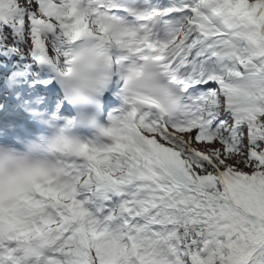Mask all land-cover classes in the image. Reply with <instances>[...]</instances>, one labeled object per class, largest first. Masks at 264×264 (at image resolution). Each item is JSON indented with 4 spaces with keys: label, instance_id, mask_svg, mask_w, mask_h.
<instances>
[{
    "label": "snow or ice",
    "instance_id": "6c2138e0",
    "mask_svg": "<svg viewBox=\"0 0 264 264\" xmlns=\"http://www.w3.org/2000/svg\"><path fill=\"white\" fill-rule=\"evenodd\" d=\"M0 264H264V0H0Z\"/></svg>",
    "mask_w": 264,
    "mask_h": 264
}]
</instances>
